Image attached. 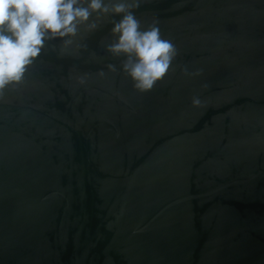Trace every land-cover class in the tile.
Returning a JSON list of instances; mask_svg holds the SVG:
<instances>
[{
  "label": "water",
  "instance_id": "1",
  "mask_svg": "<svg viewBox=\"0 0 264 264\" xmlns=\"http://www.w3.org/2000/svg\"><path fill=\"white\" fill-rule=\"evenodd\" d=\"M133 11L177 49L150 91L108 16L5 89L0 264H264V0Z\"/></svg>",
  "mask_w": 264,
  "mask_h": 264
},
{
  "label": "clouds",
  "instance_id": "2",
  "mask_svg": "<svg viewBox=\"0 0 264 264\" xmlns=\"http://www.w3.org/2000/svg\"><path fill=\"white\" fill-rule=\"evenodd\" d=\"M138 6L139 0H0V99L6 88L23 82L46 41L59 38L70 44L82 26L96 29L93 16L111 17L113 40L106 50L123 58L121 68L133 87L139 92L153 89L169 71L177 49L162 37L156 22L141 27L133 11ZM185 74L199 73L185 69ZM192 104L199 106V97Z\"/></svg>",
  "mask_w": 264,
  "mask_h": 264
}]
</instances>
